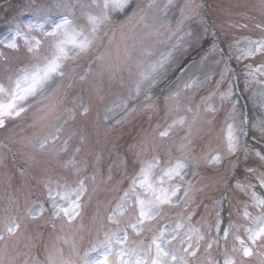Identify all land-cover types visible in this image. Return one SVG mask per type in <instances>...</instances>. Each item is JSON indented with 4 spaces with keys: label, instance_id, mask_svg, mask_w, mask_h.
<instances>
[{
    "label": "rangeland",
    "instance_id": "1",
    "mask_svg": "<svg viewBox=\"0 0 264 264\" xmlns=\"http://www.w3.org/2000/svg\"><path fill=\"white\" fill-rule=\"evenodd\" d=\"M5 1L6 0H0V3ZM148 1L150 0H130V5L123 11L110 10V19L102 26L99 33L100 40L97 41L96 47H94L88 54L79 56L78 58L67 62L64 69L66 73L65 77L62 80L58 79L56 82L59 84L61 81L58 91L53 93L49 99L44 100L42 103L33 104L26 113L22 114L19 118L9 120L5 127L0 128V133H3L5 137L8 136L6 139L0 135V173L2 172L3 174L10 165L15 164V166H13V168L15 167L13 173L18 176V182L15 185L17 196L13 199L15 204L11 215H14V212L16 211L15 216L18 217L21 228L17 235L9 240V255L15 256V253L18 251L21 252V257H25L28 250V240L32 236L37 235L36 233L38 231L37 228L34 227V224H36L37 216L39 215L28 221V218L24 216H27L28 212L25 207L31 202L34 191H38L39 194L37 193V195H39V198H41V196L45 197L44 182L48 179L53 181L59 180L61 183L67 182L69 184H74V182L80 178L95 176V180H86L88 193L83 197L84 207L81 217L77 218L71 226L65 223L61 218L58 234H56L54 238L50 234L52 238L48 239L47 244L51 243L58 236L71 237L75 234L77 236V245H81L83 242L81 239H83V237H90V232L93 230V226L90 218H87L89 210H91V216L94 215L92 209L96 210V212L104 211V208L106 209L108 207L110 200H112L118 191H120L121 188L126 187L127 175L123 170L124 165L122 157H119L121 155L118 154L117 149H119L122 144L126 145L128 143L126 151L138 152L140 150V144L137 143V141H141L144 134H149L150 127H153V131L157 134L159 132L158 125H166L165 123L158 122L154 117L152 120L151 118L146 120L144 116L153 103L152 92L157 86V83L171 72L177 70L186 58H190L191 61L176 79L175 85L179 87H177V90L172 93L169 92L170 98H166L167 106H164V108L168 109L170 112L172 109L170 99L172 98V101H174L172 96L177 93L178 96L176 97L183 99L187 96L186 100L192 102L193 95L191 93L194 91L190 90L189 92V88H185V85L191 84L196 80L195 77L197 75L202 76L203 80L208 82V84H205L206 86L204 88L210 85L213 86V79L222 82L227 79L231 82L226 88V93L230 91L231 94L224 96L226 97L225 102H233V107L236 111L230 115L226 125L231 122L239 124L240 120L245 117V111L248 114L247 118L251 130L257 134L258 138H264V134L254 127V125L264 121V96L261 95V93L264 92V84L260 83L264 81V74L257 72L254 77L246 75V73L257 66L264 65V54L258 53L251 57H245L242 55L243 50L247 49L249 46L247 43L248 39L257 40L264 37V2H262V0H211V12L218 22L222 38L228 42V53L230 57L235 58L237 66L239 67V72L236 75L238 88L235 89L234 78L229 76V68H226V70L223 68L225 59L222 50L214 41L209 45L206 44L207 40L211 42L213 37L212 29L208 30L202 25V27L199 25L200 20L209 25V20L205 17L206 12L204 0H173L172 4L166 9V15L164 5L168 4V0H162V3L158 5L159 7H148L146 9L147 13L144 17L143 23L139 21L136 30L131 34L129 33V30L130 25L133 22H126L127 24L123 27L114 30L113 26H118V24L128 20L133 16L136 9L138 10L141 6L144 7L146 4H149L150 2ZM24 2L25 5L23 7L21 5H15V10L13 12L14 16L10 20L8 19L10 17L4 16L3 9H0V40H3L13 32L16 24H20L22 26V31L29 36L36 37L42 41V51L45 53L48 50L47 45L51 44V39L45 37L38 29L29 30L25 27L24 25L27 21L32 20L35 22L43 13H50L51 15L56 16L58 10L54 6L57 3L71 4L75 5V7L68 8L66 10L67 14L71 16L76 24L87 28L88 14L100 11L96 6V3H94V0H25ZM97 2L101 5L103 4V0H97ZM185 5H187V8L184 15L190 18L185 20L182 26L183 30L179 35L174 36L173 33L176 32L177 29L176 19H179V16L181 17L180 9ZM60 11H64V9H61ZM193 13H198V15H193ZM153 17H158L171 22L165 27L159 28V36H163V40L164 35L168 33L172 37L170 42L174 41L175 44H177L178 39L183 37V43H180L178 47L174 49L170 48L164 51L157 50L154 52L155 45L153 42L150 43L149 40L157 35L149 34L151 29H145L143 26L145 23L151 25ZM140 18L141 17L138 19ZM258 24L261 25V28L256 27ZM45 27L48 28L47 25ZM185 33H191V35H185ZM133 35L135 36L136 46L135 48L130 47L128 49V51L133 52V59L128 64H123L121 66L122 69L120 67V70H118L122 74L128 73L130 75L128 79L129 87L125 89L121 83L122 79H116V72L113 75L108 71V63L109 61L115 62L117 54L120 56V53H122L125 42H129V44L131 43L127 38ZM161 37H159V39ZM16 42L19 45L18 49H11L6 47L3 43H0L1 62L7 61L15 50L18 52H24L21 54L24 57L16 59L17 56H15L12 59L10 69L17 65V62L22 59L31 57L27 52V45L25 44L24 39L22 37L18 38ZM141 47L150 53L147 57L149 60H157L161 56H167L170 51L172 52V56L166 62L165 72L153 87L150 89H143L138 96L130 97L129 93L135 88L134 82L138 78L137 69L135 67V60L137 58L135 54L141 50ZM134 49L137 50L136 53L134 52ZM100 53L104 57V60L97 59L96 64L92 65L91 69L88 65L86 70V60L89 57ZM201 53L202 55H200ZM153 55H155V57ZM204 56L207 57L201 60ZM8 74L9 72L7 71V68L3 69L0 65V80H5ZM72 77L74 78V85L69 89L66 84ZM81 77H84V79L82 80ZM85 78H87V80ZM198 81L200 83L194 86L203 87L204 84L202 85L201 81ZM53 87H55V85H53ZM49 91H51V89ZM75 96H79L76 106L78 105L80 120H77L76 118L73 121L72 127L78 131L77 134L79 135V139L77 145H75L70 137L73 133V129L70 126L67 127L64 123H61L63 117L62 114H59V112L67 107L66 102L73 97L75 98ZM147 96H150V99H146ZM50 104L56 106L54 114L61 117L59 123L63 126V132L60 134V140H58L52 150L48 152L49 156L55 155L57 158L56 160L55 158H48L49 161L53 162L50 167H46L44 161L36 159L37 162H34L37 163L35 167L41 175L39 179H34L36 180V187H34L32 182H30L25 175L21 176L19 174L21 173L19 165L11 159L12 151L14 150L8 149V147L11 146L7 147L8 142H6V140L12 141L16 144L12 148H16L17 151L20 152L24 163L27 161L31 164L32 161L30 160L34 158V153L21 152L25 151V147L27 146L32 147L31 140H29L30 138L35 135L36 140L49 130L48 125L50 120L41 121L40 117L45 115L44 110H46L47 106ZM124 105H127L128 111H125ZM84 107L89 109L87 115H81ZM218 107L219 102L216 100H212L209 103V108L211 109H216ZM201 119L204 120L206 118L202 117ZM155 120L158 123H155ZM170 121H173V117L170 118ZM208 125L209 123L204 124L203 129ZM226 125L216 137L220 145H212V140L209 144L210 153L213 149L214 151H217L216 154L219 153L222 157L221 162L209 163L208 161L211 157L216 154L212 156L210 154V157L208 156L209 153L204 151L194 154V150H196L198 146H195L193 150L190 148L188 152H185L191 158L188 162L189 167L186 169L185 180L193 177L196 172L200 170H196V164L198 163H202V167L210 166L212 170H214V165L219 167L226 156H229L230 163L237 160L236 155H238V152L235 154H228L226 151ZM132 131L134 132L130 133ZM155 133H153V135H156ZM174 133L176 135L181 134L182 136L187 135L193 140V145L197 143V140L201 141L199 144L200 146L206 141L204 140L205 133L191 129V133L189 134L188 128H186L185 125H178L174 128ZM172 134L173 132L170 133V135ZM134 136L136 137L134 138ZM19 138H23V141ZM243 138L244 137H242L241 140ZM64 141H67L66 145L64 144ZM253 141H255L256 144L264 146V143L258 142L257 139L253 138ZM115 143H117L116 146ZM179 146L180 145L177 143L175 151L172 150L174 151V154H171L172 157H179L181 154H185L180 151ZM112 147H114V152L112 151ZM100 148H103V150L99 151ZM254 149L256 151L259 150L255 146ZM191 150L192 152L189 153ZM255 150L251 151L248 155L252 159L257 156ZM31 151L34 152L33 149ZM76 153L78 155L77 159ZM169 153L170 152L167 153L166 157H168ZM261 154L263 155V153ZM45 155H47V152L43 154V156ZM39 158L42 159V157ZM133 163L136 162L133 161ZM108 166L109 172L105 177V183H101L102 170ZM69 169L71 171H69ZM77 169H79V172H77ZM208 173L212 174L208 175ZM222 173L224 175H222L220 179L225 178V174L227 175L229 173V169ZM215 178H217L216 173L210 171V169L204 168L203 170L202 168V175L199 179L200 185L202 186L196 188L195 192L209 190V186L212 183H215L216 185L217 182L215 181ZM5 179H7V176L4 180ZM200 180H203L204 183ZM7 184L11 188L15 187L11 180H8ZM128 187L129 185L127 186V189ZM215 188L217 187H214V189ZM190 202L191 201H185L183 207L188 206ZM99 203H101V208L97 207ZM44 204L45 209L47 207L50 211V205L47 203ZM223 204L224 202L220 203L218 201V204H214L211 209H207L205 215L209 217L213 214L216 215L217 212H219V209H222ZM4 207L5 201L0 203V219H3V216L5 215ZM173 208L180 217L177 220L185 218V215L178 211L179 208L176 209V206ZM30 209L39 211L38 204H35L33 207L31 206ZM252 213H256V210H252ZM174 224V222H171V224L165 225L174 226ZM162 227H164V225ZM0 228H3L1 224ZM86 231L89 233L84 234ZM129 235L131 239V233H129ZM177 243L176 248H180L181 245L179 240H177ZM12 245H15V248H13ZM68 249L69 252H71L69 245L66 246V250ZM250 263L253 264V262ZM5 264H7V257L5 258ZM259 264H262V262H259Z\"/></svg>",
    "mask_w": 264,
    "mask_h": 264
},
{
    "label": "snow or ice",
    "instance_id": "2",
    "mask_svg": "<svg viewBox=\"0 0 264 264\" xmlns=\"http://www.w3.org/2000/svg\"><path fill=\"white\" fill-rule=\"evenodd\" d=\"M172 2L173 0H168V4L164 5L165 15L166 9ZM94 3L100 11L88 14L87 28L76 24L67 14L66 10L75 7V5L62 3H57L54 6L58 10L56 16L43 13L37 21L29 20L26 22L24 26L29 30L38 29L45 37L51 38V44L46 53L42 51V41L22 31L20 24H16L14 31L0 40V43L6 47L18 49L19 45L16 41L22 37L27 45V52L32 57L29 62L21 63L14 70L7 69L9 74L6 76V80H0V128L5 127L9 120L19 118L26 113L33 104L42 103L58 91L60 85L56 82L65 77L64 69L67 62L88 54L96 47L97 41L100 40V30L104 23L110 19L109 11H123L130 5V0H103L102 5L94 0ZM147 7L159 6L155 4V0H150ZM186 8L187 5L180 9L181 19L176 21L177 29L173 33L174 36L179 35L183 30L182 26L185 20L190 18L184 15ZM61 9L64 11H60ZM193 15H198V13H193ZM140 19L143 21L144 17ZM168 23L170 22L153 17L151 25L145 23L143 26L145 29H151L149 34L158 36L159 28L165 27ZM46 25L48 28L45 27ZM256 27L261 28V25L258 24ZM185 35H191V33H185ZM168 38L171 39L172 37ZM127 40L131 43L125 42L123 61H121L119 54H117L115 62L109 61L108 71L110 74L114 75L119 70L121 63L128 64L132 61L133 52L128 51V49L130 47L135 48V36H130ZM180 43H183V37L178 39L173 48H177ZM247 43L249 46L243 50V56L251 57L258 53L264 54V37L257 40L248 39ZM135 55L137 57L135 67L138 78L134 82L135 88L129 93L130 97L138 96L143 89H150L157 83L166 70V62L172 56V52L170 51L167 56H161L157 60H149L147 57L150 53L141 47V50ZM97 59L103 61L104 57L101 55ZM257 72L264 74V65L257 66L246 75L254 77ZM81 79L83 80L84 77ZM199 83L198 80H194L191 84H186L185 88H190ZM260 83L264 84V81ZM50 89L51 91H49ZM230 94L229 91L225 95ZM261 95L264 96V92ZM176 96L178 93L174 94L173 98ZM146 99H150V96H147ZM55 107V105H48L44 110L45 115L40 117L41 121L50 120L49 130L34 141V147L40 152L51 151V146L60 140V134L63 132V126L59 123L61 117L54 114ZM124 108L125 111H128L127 105H124ZM65 111L67 119H64L63 123L67 124L69 120L75 119V109H66ZM88 111L89 109L84 107L81 115H87ZM188 111H192V109L189 108ZM186 122L187 117H178L158 135L161 138H166L174 128L178 125L183 126ZM246 125V117H243L239 124L231 122L226 125V151L228 154L247 152V144L241 143V138L248 136ZM254 127L264 134V121L254 125ZM188 131L190 134L191 125L188 126ZM183 141L179 149L185 153V150L190 148L191 142L187 135ZM146 143V141L142 142L141 152L148 150ZM64 144L66 145L67 141H64ZM256 155L261 161H264V155L260 152H257ZM190 159L186 153L179 157H172L169 153L165 160H161L159 155H153L150 159L142 160L139 171L131 177L128 189L116 202L115 208L111 209L104 218L107 223L102 222L100 224L97 229V238L83 252V255H80L78 251L75 234L71 237L58 236L51 243L44 245L45 259L42 262L25 254L23 264H190L189 258L197 255L200 242L205 239L200 229L189 223L191 214L177 220L174 226L165 225L157 229L147 244L142 240L139 242L131 240L129 235V231L137 236L142 235L146 225L165 215V207L177 206L189 196L191 184L185 180V174ZM221 159L222 157L218 153L212 156L208 162L220 163ZM247 171L254 173L256 169L248 168ZM88 179L95 180V176L80 178L74 184L61 183L59 180L53 181L51 179L44 182V203L50 205L51 215L54 218H62L65 223L71 226L77 218L81 217L84 207L83 197L88 193L86 184ZM256 179L264 188V173H261ZM238 187L244 191H249L255 186L249 184L245 187L238 183ZM251 201L252 206L258 209V212L253 215L247 211V206L245 207L243 216L247 221L246 225H234L230 222L226 228L222 229L220 213L217 212L216 223L210 226V228H214L217 236L207 243L206 251L212 249L213 245L219 247L223 242L222 260H215L209 256L208 264H244L245 258H250L256 254L262 257V264H264V251H261L264 250V197L257 195L255 191H251ZM44 203L38 205L39 211L29 209L27 215L31 218L40 215L45 210ZM14 204L15 201L10 199L8 206L4 209L5 215L3 219H0V224L3 225V230H0V264H5L6 257L7 264H16L17 256L21 255L18 251L15 256L9 255V240L16 236L21 228L18 217L11 215ZM125 216L129 217L127 221L123 219ZM241 232L244 235H241ZM230 236L233 244L229 249L227 241ZM178 239L181 247L175 248L172 245ZM60 240L69 245L71 249L68 257L64 255L63 248L58 243ZM12 247L15 248V245ZM73 255L76 257L75 259L71 258Z\"/></svg>",
    "mask_w": 264,
    "mask_h": 264
}]
</instances>
